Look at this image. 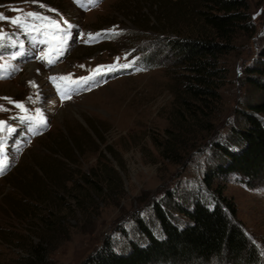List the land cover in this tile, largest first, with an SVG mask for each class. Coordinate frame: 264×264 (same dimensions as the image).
<instances>
[{"label": "rangeland", "instance_id": "1", "mask_svg": "<svg viewBox=\"0 0 264 264\" xmlns=\"http://www.w3.org/2000/svg\"><path fill=\"white\" fill-rule=\"evenodd\" d=\"M173 1L100 0L82 9L75 0H0V43L25 23L44 26L34 17L57 26L44 46L24 38L34 53L0 47V68L9 71L0 78V264H26L37 245L44 252L28 264H82L106 237L120 240L135 216L151 219L154 200L169 190L196 189L211 142L237 124L253 92L244 66L264 42V0H248L255 32L239 31L220 59L227 80L210 108L186 94L169 45L198 31L196 16L185 14L194 0ZM103 65L106 79L90 83ZM60 87L67 99H58ZM223 194L258 259L223 252L206 264H264V175L254 185L231 178Z\"/></svg>", "mask_w": 264, "mask_h": 264}, {"label": "trees", "instance_id": "2", "mask_svg": "<svg viewBox=\"0 0 264 264\" xmlns=\"http://www.w3.org/2000/svg\"><path fill=\"white\" fill-rule=\"evenodd\" d=\"M192 3L185 14L196 16L198 31L176 34L169 45L184 70L186 94L210 108L219 101V89L227 80L220 59L234 49L239 31L254 34L255 23L248 0ZM140 62L145 69L153 67L144 59ZM244 84L253 92L245 97L237 124L211 142L196 189L169 190L154 200L151 219L135 216L129 231L121 229L120 240L106 237L82 264H206L223 252L257 261L258 251L236 218L235 204L223 190L231 178L254 185L264 175V42L244 66ZM43 252V247L31 246L22 259L28 264L30 258Z\"/></svg>", "mask_w": 264, "mask_h": 264}]
</instances>
